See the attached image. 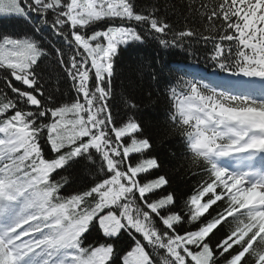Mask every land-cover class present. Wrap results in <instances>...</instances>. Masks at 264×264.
Here are the masks:
<instances>
[{
    "label": "snow or ice",
    "instance_id": "obj_1",
    "mask_svg": "<svg viewBox=\"0 0 264 264\" xmlns=\"http://www.w3.org/2000/svg\"><path fill=\"white\" fill-rule=\"evenodd\" d=\"M183 9L204 31L176 29L133 0H0V15L32 25L0 36V264H264V87L168 88L181 156L201 177L181 203L166 175L142 179L161 167L151 137L134 112L117 120L110 107L116 56L147 38L164 49L211 43L217 70L264 86V0H184ZM47 30L63 47L45 46ZM49 56L71 82L69 103L41 83ZM82 162L94 174L69 192ZM93 230L103 242L89 240ZM122 237L131 245L118 255Z\"/></svg>",
    "mask_w": 264,
    "mask_h": 264
},
{
    "label": "trees",
    "instance_id": "obj_2",
    "mask_svg": "<svg viewBox=\"0 0 264 264\" xmlns=\"http://www.w3.org/2000/svg\"><path fill=\"white\" fill-rule=\"evenodd\" d=\"M133 3L136 10L141 12L157 8L159 16L167 17L168 22L176 29L192 26L204 31L206 27L203 21L195 19L191 13L183 9L184 0H133ZM31 28V24L14 16L0 15V36L23 37L25 34H31ZM40 38L45 46L63 47L62 40L51 30L44 31ZM211 48V43L205 46L203 43L193 42L185 49H164L156 40L147 38L143 43L122 47L115 58V74L112 78L113 96L110 100L113 116L119 120L135 113L136 119L144 127L145 134L151 137L152 150L149 155L156 157L161 165L159 170L153 171L150 176H143L142 179L166 175L170 181L166 191L174 192L178 203L192 192L201 177L192 175L194 169L190 167L189 159L181 156L182 145L169 120L171 104L165 94L169 87L188 80H199L216 86L218 90H225L229 83L234 84L236 76L220 72L209 61ZM181 64L224 77L227 81L222 83L217 78L207 79L199 73L180 66ZM39 71L46 93L52 94L56 103L72 101L74 93L71 82L65 79L54 56L44 60L40 64ZM3 89V82L0 81V91ZM132 103H135L136 108L129 112L128 108ZM132 158L137 159L136 156ZM70 172L75 182L68 189L69 192L80 190L82 186L87 185L94 174V170L87 162H82ZM89 240L103 242L96 230L90 233ZM130 245L131 241L127 237H122L116 242V253L119 255L125 252Z\"/></svg>",
    "mask_w": 264,
    "mask_h": 264
},
{
    "label": "rangeland",
    "instance_id": "obj_3",
    "mask_svg": "<svg viewBox=\"0 0 264 264\" xmlns=\"http://www.w3.org/2000/svg\"><path fill=\"white\" fill-rule=\"evenodd\" d=\"M239 81H241V82H244V83H251V84H253L255 87L256 86H258V87H264V86H262L261 85V83H260V81L259 80H255V81H251V80H247V79H245V78H239ZM228 162V160H223V161H221V163L224 165V166H226V167H229V168H231V167H234V161H232V159H231V161L229 162V163H227ZM230 163H231V165H230ZM229 164V165H228ZM233 164V165H232Z\"/></svg>",
    "mask_w": 264,
    "mask_h": 264
},
{
    "label": "bare ground",
    "instance_id": "obj_4",
    "mask_svg": "<svg viewBox=\"0 0 264 264\" xmlns=\"http://www.w3.org/2000/svg\"><path fill=\"white\" fill-rule=\"evenodd\" d=\"M226 160H228L227 163H229V162L231 161V159H226ZM232 161H234V166H235L236 161L233 160V159H232ZM254 164H255L256 167H260V166H261V162H260L259 160H258V161H255ZM228 165H229V164H228ZM230 165H231V163H230ZM232 165H233V164H232Z\"/></svg>",
    "mask_w": 264,
    "mask_h": 264
}]
</instances>
